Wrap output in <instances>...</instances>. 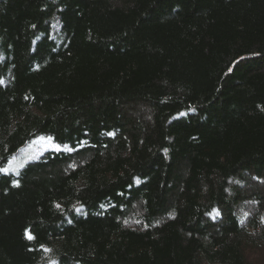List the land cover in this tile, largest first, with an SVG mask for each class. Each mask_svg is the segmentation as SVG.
I'll list each match as a JSON object with an SVG mask.
<instances>
[{"label": "trees", "instance_id": "trees-1", "mask_svg": "<svg viewBox=\"0 0 264 264\" xmlns=\"http://www.w3.org/2000/svg\"><path fill=\"white\" fill-rule=\"evenodd\" d=\"M0 264H264V0H0Z\"/></svg>", "mask_w": 264, "mask_h": 264}, {"label": "rangeland", "instance_id": "rangeland-1", "mask_svg": "<svg viewBox=\"0 0 264 264\" xmlns=\"http://www.w3.org/2000/svg\"><path fill=\"white\" fill-rule=\"evenodd\" d=\"M55 147H56L57 149L60 148V146H57V145H56ZM26 159H27V157H26L21 163H19L18 166L14 167V168L17 169V168L19 167V165H22V164L26 161Z\"/></svg>", "mask_w": 264, "mask_h": 264}, {"label": "snow or ice", "instance_id": "snow-or-ice-1", "mask_svg": "<svg viewBox=\"0 0 264 264\" xmlns=\"http://www.w3.org/2000/svg\"><path fill=\"white\" fill-rule=\"evenodd\" d=\"M29 239H32L33 237L31 235L28 236Z\"/></svg>", "mask_w": 264, "mask_h": 264}]
</instances>
